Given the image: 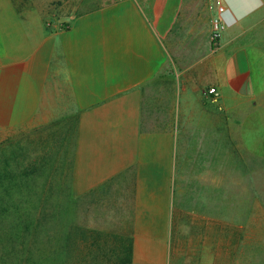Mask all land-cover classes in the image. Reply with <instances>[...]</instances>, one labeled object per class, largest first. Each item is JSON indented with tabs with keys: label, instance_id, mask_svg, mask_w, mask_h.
Here are the masks:
<instances>
[{
	"label": "crops",
	"instance_id": "obj_1",
	"mask_svg": "<svg viewBox=\"0 0 264 264\" xmlns=\"http://www.w3.org/2000/svg\"><path fill=\"white\" fill-rule=\"evenodd\" d=\"M0 12V139L71 121L70 184L125 186L129 264H170V185L188 140L241 128L264 96V0H44ZM222 26L211 38L213 19ZM214 45V46H213ZM208 89L217 93L215 100Z\"/></svg>",
	"mask_w": 264,
	"mask_h": 264
},
{
	"label": "rangeland",
	"instance_id": "obj_2",
	"mask_svg": "<svg viewBox=\"0 0 264 264\" xmlns=\"http://www.w3.org/2000/svg\"><path fill=\"white\" fill-rule=\"evenodd\" d=\"M0 12L49 26L81 11ZM234 125L182 149L170 185V264H264V96ZM73 134L71 121H45L0 139V264H129L127 188L74 191Z\"/></svg>",
	"mask_w": 264,
	"mask_h": 264
},
{
	"label": "built area",
	"instance_id": "obj_3",
	"mask_svg": "<svg viewBox=\"0 0 264 264\" xmlns=\"http://www.w3.org/2000/svg\"><path fill=\"white\" fill-rule=\"evenodd\" d=\"M220 19H213L212 20V26H211V38L213 41H215V39L218 37L219 31L221 30L222 26L220 24ZM208 95H211L212 100H215L217 97V93L214 89H208L207 91Z\"/></svg>",
	"mask_w": 264,
	"mask_h": 264
},
{
	"label": "trees",
	"instance_id": "obj_4",
	"mask_svg": "<svg viewBox=\"0 0 264 264\" xmlns=\"http://www.w3.org/2000/svg\"><path fill=\"white\" fill-rule=\"evenodd\" d=\"M214 46V45H213Z\"/></svg>",
	"mask_w": 264,
	"mask_h": 264
}]
</instances>
